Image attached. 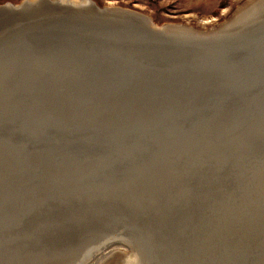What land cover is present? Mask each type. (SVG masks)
Returning a JSON list of instances; mask_svg holds the SVG:
<instances>
[{"label":"water","instance_id":"1","mask_svg":"<svg viewBox=\"0 0 264 264\" xmlns=\"http://www.w3.org/2000/svg\"><path fill=\"white\" fill-rule=\"evenodd\" d=\"M58 1L11 10L0 25L67 6ZM82 19L57 20L62 32H75L72 37L50 34L57 30L54 21L50 29L35 28L11 42L36 44L0 54H10L0 61L8 72L0 78V258L20 253L19 259L36 261L23 254L37 250L47 263H63L87 252L74 236L85 228L97 233L95 239H128L146 250L151 264H164V251L205 241L195 232L216 209L214 197H224L225 181L231 196L249 194L250 200L259 191L249 166L264 144L240 153L224 145L234 131L261 133L264 28L208 41L196 32L157 33L145 18L115 26ZM28 21L38 20L21 25ZM45 79L54 80L55 93L42 104L35 95ZM252 139L238 138V145ZM221 153L234 159L222 167ZM216 167L224 179L214 184L207 173ZM200 170L207 172L203 182ZM105 194L114 198L104 207H86ZM72 243L55 254L54 248Z\"/></svg>","mask_w":264,"mask_h":264},{"label":"bare ground","instance_id":"2","mask_svg":"<svg viewBox=\"0 0 264 264\" xmlns=\"http://www.w3.org/2000/svg\"><path fill=\"white\" fill-rule=\"evenodd\" d=\"M44 0H21L19 3H15L12 1H3L0 3V21L4 23L3 18H7V15L11 10L23 9L26 6H34L36 7L40 2ZM49 3L54 5L58 4V0H45ZM62 3L61 6L67 5L66 7H56L54 10H50L49 12H45L41 16L35 19L32 15L31 17H27L23 20L26 22L27 20L34 19L38 21H28L25 25L23 24H13V22H7L3 26L0 25V54L6 48H19L25 47V45L29 42L31 44H36L38 41L34 39H23L18 40L16 42H12L14 36H21L23 32H29L32 29L40 28L43 30L50 29L51 27L47 24L52 23L55 21L54 24L58 20V23H66L68 20H77L82 19L80 17L83 16L86 18L91 19H82V20H91V23L95 21H101L104 23V26H115L123 24V23H132L138 24L143 22L142 19L148 20L150 23V28L153 29L154 27L158 29L157 33H161V29L168 30L169 32H181V33H189L194 34L201 33L205 34L204 36L208 37L206 40L208 41H216L221 39H238L241 37L242 34L246 31L250 30H257L259 27L264 28V0H244L238 7L234 10V12L224 21L216 23L215 25L212 24L210 27H202L197 28L192 25L186 23H165L157 25L148 14L141 12L136 9L120 6V5H100L95 0H60ZM36 5V6H35ZM80 7V8H79ZM105 7V8H103ZM90 8L94 9L91 10ZM90 9L88 12L86 10ZM105 10V11H103ZM111 12V13H110ZM78 14H83L78 15ZM91 16V17H87ZM56 25L57 30L54 32H50V34H59V35H70L71 37L74 35L75 32L72 31H65L62 32L63 28H58L60 25ZM11 26V27H9ZM93 26V25H91ZM160 26V27H158ZM165 26V27H164ZM101 28V27H97ZM261 28V29H262ZM8 30V31H7ZM81 30V29H79ZM243 30V31H242ZM7 31V32H6ZM42 31V30H41ZM6 32V33H5ZM67 32V33H66ZM230 33V34H223V33ZM4 33V34H3ZM222 34V35H220ZM264 34V30H263ZM161 35V34H159ZM164 36V35H162ZM40 36H36L39 39ZM166 37V36H165ZM170 39L174 40V38L169 37ZM52 51H55L52 49ZM12 52V51H7ZM24 55L25 53L17 52L13 55ZM10 55V54H9ZM2 56L0 61L7 60L8 56ZM20 57V56H19ZM28 58V57H27ZM43 62V61H42ZM36 69H42V66L37 67ZM34 70V73L36 72ZM8 72L5 70H0V78L5 76ZM253 79V78H252ZM11 81V80H10ZM15 82V81H12ZM17 86V82H15ZM54 80L45 79L44 84L42 87L36 89L41 92L40 94H36L35 98L38 103H47V100H43L44 98H50L54 100V95L49 94L48 92H54ZM229 86V84H228ZM55 93V92H54ZM219 96V95H218ZM56 97V95H55ZM70 99V98H69ZM70 101V100H69ZM28 106H35L31 102L29 103H22ZM22 106V105H20ZM21 108V107H19ZM19 108H15L13 110V114L15 116H19L21 110ZM261 122L258 123L257 127L261 130V133H257L256 130L250 129L245 132H237L234 131L229 134V137L232 139L223 141H229L224 146L229 147V150H240V149H247L251 145H255V142H261L264 144V111L263 115L260 118ZM44 120V119H40ZM255 121V120H254ZM17 123L10 122V126L15 125ZM56 127L51 123H47L46 128ZM254 138L251 140L249 144H245V146L238 145L240 140L238 138ZM237 139V140H235ZM222 146V147H224ZM216 148V146H215ZM217 148H221L217 146ZM261 151V155L257 156L256 161L249 166V174L252 175V179L250 181L253 183L254 186L259 187L258 193L256 192L254 195L250 197L249 194L246 195L245 199L244 196L241 194L232 195L231 191L227 189V181H225V190H224V197L222 198L221 195H216L214 199H216V209L210 214V216L204 221L203 225L197 226L198 236L200 234L205 235L203 240H196L189 243L188 246H185L181 251H176L173 248L171 251L166 250L164 253H168L164 258V264H264V148ZM237 153H240L236 151ZM223 155V159L220 165L223 167L226 161L233 160L234 156L229 155L228 153H221ZM246 154H248L246 152ZM239 157V156H237ZM236 157V158H237ZM15 161V160H13ZM45 161L42 159V162ZM255 164V165H254ZM219 165V166H220ZM254 165V166H253ZM221 167V168H222ZM213 172L207 173L206 170H200L197 175L202 177V182L205 180V174H211V178L214 180V184L220 180L224 179V176L220 174L218 171V167L211 170ZM219 172V173H218ZM225 174V171H223ZM213 173V174H212ZM206 174V175H207ZM198 179V178H197ZM194 176V182L197 180ZM204 179V180H203ZM225 179H230L225 174ZM253 180V181H252ZM181 181V180H180ZM56 182L61 184L62 180L56 179ZM201 187L199 190L198 198L202 200L203 197V188ZM180 184V183H179ZM199 181L194 183L198 185ZM252 186V185H251ZM186 187V186H180ZM190 189H185L184 191H189ZM100 196V195H95ZM107 198L102 199L101 197L95 198L94 200L90 201L86 204L87 206L91 207H104L105 203H107L108 198H114V195L105 194ZM249 200V201H248ZM81 203L77 204L76 209L81 207ZM254 207V208H253ZM96 211V209H94ZM203 217V216H201ZM247 217L250 220H246ZM69 229V228H68ZM91 229V228H89ZM84 234L80 236H75V239L81 237V241L78 243L79 247L84 246L86 248L84 254L75 257L74 259L64 261L56 259L51 263H47L45 261L46 257L43 253L36 251H32L30 254L24 253L23 255H29V257H39L36 261L29 260L27 256H22L26 258L25 260L19 259L22 254L19 255L18 258L14 256L13 258H8V256H3L0 259L3 261V264H8L10 262L16 261V264H151L148 260L149 257L147 252L144 248L138 247L134 242L128 239H110L107 240L102 238H96L95 235L97 233L89 232L88 229L83 230ZM107 240V241H106ZM126 244V245H123ZM191 244V245H190ZM196 244V245H195ZM94 245V246H91ZM74 244L69 245L67 247H56L54 248L55 254L57 256L62 255L67 250H70ZM93 247V249H92ZM40 253V254H39ZM60 261V262H58Z\"/></svg>","mask_w":264,"mask_h":264},{"label":"rangeland","instance_id":"3","mask_svg":"<svg viewBox=\"0 0 264 264\" xmlns=\"http://www.w3.org/2000/svg\"><path fill=\"white\" fill-rule=\"evenodd\" d=\"M6 0H0V3ZM19 3L21 0H8ZM100 5H120L149 15L157 24L186 23L197 28L226 20L244 0H95ZM124 239V238H117ZM126 245V244H123ZM96 264V263H94Z\"/></svg>","mask_w":264,"mask_h":264}]
</instances>
